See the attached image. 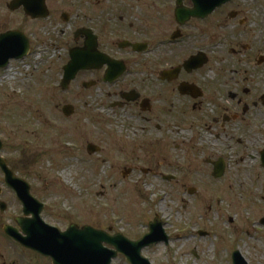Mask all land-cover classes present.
<instances>
[{
    "label": "rangeland",
    "instance_id": "374dc122",
    "mask_svg": "<svg viewBox=\"0 0 264 264\" xmlns=\"http://www.w3.org/2000/svg\"><path fill=\"white\" fill-rule=\"evenodd\" d=\"M223 10L258 12V24L246 35L253 40L258 34L264 54V0H232ZM236 30L231 27L229 34ZM62 39L57 36L50 46V59L39 53L0 70L1 155L45 203V220L60 228L72 222L137 240L159 215L170 241L143 250L153 264H233L237 250L248 264H264V227L259 224L264 167L253 147L246 155L232 151L222 178H215L205 163L211 152L208 139H188L186 131L176 152L151 161L155 145L148 146L144 132L136 130L142 123L129 117L133 109L112 108L100 91H85L81 73L68 90L62 89L70 60ZM68 104L75 107L70 117L62 112ZM90 143L101 151L90 155ZM263 146L259 141V149ZM151 162L157 164V174L143 172ZM134 165L136 170L124 176ZM167 175L176 179L167 180ZM0 185V202L20 206L1 168ZM0 240L1 263L18 259L19 264H51L32 259L2 236ZM112 264L129 263L119 255Z\"/></svg>",
    "mask_w": 264,
    "mask_h": 264
},
{
    "label": "flooded vegetation",
    "instance_id": "af4514ba",
    "mask_svg": "<svg viewBox=\"0 0 264 264\" xmlns=\"http://www.w3.org/2000/svg\"><path fill=\"white\" fill-rule=\"evenodd\" d=\"M231 2L193 15L177 12L195 7L192 0H0V47H10L6 55H22L10 62L39 53L50 59L49 48L57 36L69 55L72 49L91 47V57L100 64L80 71L82 87L100 91L112 108L134 110L129 117L142 123L136 130L144 132L148 146L155 145L151 161L176 152L186 131L188 139H208L211 152L205 163L212 175L218 163H224L225 174L232 151L246 155L251 146L264 167V146L259 149V141H264V81L259 82L264 54L258 34L253 40L246 35L258 24V12H222ZM231 27L237 29L233 35ZM149 165L143 172L157 174V164ZM135 170V165L128 168L129 174ZM19 203L14 208L0 202V238L34 260L53 264L50 257L6 233L7 227L22 236L51 232L34 218L38 206L26 213ZM45 211L43 206L42 219L55 226L45 220ZM71 224L59 229L65 231ZM259 224L264 227V215ZM3 257L0 250V261Z\"/></svg>",
    "mask_w": 264,
    "mask_h": 264
},
{
    "label": "water",
    "instance_id": "95a60500",
    "mask_svg": "<svg viewBox=\"0 0 264 264\" xmlns=\"http://www.w3.org/2000/svg\"><path fill=\"white\" fill-rule=\"evenodd\" d=\"M193 1L196 3L193 9H178L177 12H192L193 15L212 12L216 7L228 0ZM7 49H10L7 45L0 47V67L7 66L10 57L22 56L14 53L6 55L4 52ZM90 52L91 47H88L86 51L80 48L71 50V61L64 67L65 72L61 83L64 90L68 89L69 84L76 78L80 70L99 67L100 63L91 57ZM74 110L75 108L72 105L63 107V112L66 116L72 115ZM1 148L2 142L0 140V150ZM98 150V146L89 144L88 151L90 153H95ZM0 167L6 176V183L15 189L24 203L25 212L28 213L27 208L38 206L37 211L33 212L34 218L51 230L45 235L28 234L24 237L11 227H7L5 228L6 233L20 241L24 246L51 257L53 264H112L119 254L124 255L130 264H152L148 258L143 256V249L159 242H169L170 238L165 232L159 216L156 217L154 222L150 223V232L137 241L131 240L121 233L110 234L91 226L79 228L76 224H72L64 232L60 231L58 228L46 224L41 219L43 204L31 194L29 183L15 176L1 154ZM223 174L224 163H218L214 176L220 178ZM25 231L27 230L25 229ZM233 262L234 264H248L239 252L234 253Z\"/></svg>",
    "mask_w": 264,
    "mask_h": 264
}]
</instances>
